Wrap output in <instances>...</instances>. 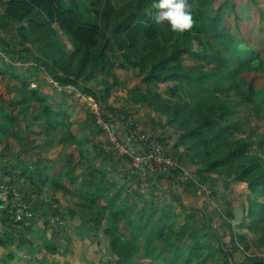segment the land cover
I'll list each match as a JSON object with an SVG mask.
<instances>
[{
	"label": "trees",
	"instance_id": "obj_1",
	"mask_svg": "<svg viewBox=\"0 0 264 264\" xmlns=\"http://www.w3.org/2000/svg\"><path fill=\"white\" fill-rule=\"evenodd\" d=\"M188 3L192 6L193 26L180 33L171 31L167 21L155 22L153 0H95L93 3L79 0L77 6L67 0H0V7L5 9L0 17V34H19L21 38L16 47L0 37L4 55L0 56V75L15 83L11 92L21 95L20 99L0 103V134L22 121H31L19 139L26 143V155L28 151H39L37 161L12 162L3 165L0 171L9 178V185L14 178L25 176L35 188L31 194L38 193L45 183L63 188L64 181L68 180L69 193L78 197V207L86 216L80 226L82 232L96 231L100 222L107 221L106 233L118 257L117 264H140L144 260L147 264H209L221 254L224 256L221 264H237V241L244 236L235 228L245 226L253 233L264 235V158L252 151L253 139L236 137L240 125L231 119L236 109L216 96L223 90H242L245 100L254 102L256 109L264 112V95L243 76L252 71L264 73V56L226 23V16L231 14L241 20L233 0L220 5L216 0H188ZM55 23L71 43V52L55 42L58 34ZM186 56L195 64L186 65ZM119 58L124 68L138 69L143 82L149 86L138 89L134 100L165 114L167 125L183 129L175 156L179 164L187 159L199 166L197 179L189 178L183 184L196 188L213 180L222 182L225 188L233 182L248 184L249 210L246 213L241 205L240 223L228 224L230 243L224 242L225 235L213 230L212 220L205 218L198 226L197 213L186 207L179 196L174 197L181 205V211L177 212L173 201L163 200L158 205L154 195L145 199L144 193L138 190L127 192V183L114 177L112 168L108 170L90 160L91 156L94 161L101 156L108 160L110 152L99 151V145L91 146L88 134L78 139L73 133V107L39 87H29L32 71L38 72L43 67L63 86L84 85L83 91L99 100L100 94L86 81L101 76L100 84L104 85L103 94L107 97L119 83L113 72ZM29 62H33L32 67L23 71L17 65ZM207 65L211 67L205 69ZM110 77L114 78L112 82ZM169 82L174 85L168 87V98L156 89L160 83ZM33 101L38 104L36 112L30 111ZM105 117L112 120L115 115ZM92 123L98 127L93 117ZM44 133L45 139L40 144L35 136ZM53 143L75 145L79 159L69 153L52 158L48 151ZM181 146L186 151L183 154L179 152ZM125 156L131 161L129 155ZM78 169H82L80 176L76 173ZM171 169L162 173L153 170L152 186H158V179L181 183L177 179L181 167ZM47 171L54 172L52 181L45 176ZM13 197L12 194L11 203L5 206L0 202V222L4 227L0 245L8 251L0 264H12L17 257V252L11 251L8 244L10 227L24 226L11 215ZM235 208L229 213L231 221H235ZM40 238L45 247L53 248L52 242L42 234ZM30 251L36 254L40 247ZM248 261L264 264V259L248 258Z\"/></svg>",
	"mask_w": 264,
	"mask_h": 264
},
{
	"label": "rangeland",
	"instance_id": "obj_2",
	"mask_svg": "<svg viewBox=\"0 0 264 264\" xmlns=\"http://www.w3.org/2000/svg\"><path fill=\"white\" fill-rule=\"evenodd\" d=\"M67 1L74 6L79 4V0ZM224 1L230 0H216V3L220 5ZM93 2L95 0H90V3ZM233 2L237 5V14L241 20H236L235 15L231 14L226 16V23L238 37L245 38L264 56V18L262 16L264 0H258L257 3L252 0H233ZM4 12L5 9L0 7V17ZM54 27L58 30V34L54 37L55 42L65 51L71 52L73 47L68 38L59 30L57 23ZM0 37L10 40L16 47L21 42L19 34L1 33ZM0 56L4 57L1 50ZM123 64L122 58L116 59L113 72L119 83L111 88L107 97L103 94L104 85L100 84L101 76L86 81L87 85L100 94L99 100L85 93L82 89L84 85L63 86L43 67L38 72L32 71L29 87L31 89L39 87L42 92L51 93L57 100L64 99L70 108L73 107L71 108L75 123L73 133L78 136V139L88 134L91 146L99 145V151L110 152L108 160L102 156L96 161L91 156L90 160L97 166L108 170L112 168V175L117 179H123V183H127V192L138 190L144 193L145 199L154 195L158 205L163 200L173 201L177 212L181 211V205L174 197L179 196L186 207L197 213L200 218L198 226L202 225L201 220L204 221L205 218L212 220L213 230L220 235H225L224 242L230 243L228 224L236 223L230 220L229 213L241 205L244 206L246 213L248 212L251 196L248 184L233 182L229 188H225L222 182L213 180L203 185L199 184L198 188L187 186L183 183L189 178L197 179L196 171L199 166L186 159L179 164L181 174L177 179H180L181 183L176 185L168 183L165 179H158V186H152V182L155 181L152 177L153 170L162 173L172 169L162 165L157 155H151L153 150L151 147L154 143H158L167 157L178 160L175 156L176 145L183 129L176 125H167L165 114L155 111L143 102L134 100L133 96L138 89L145 90L149 86L143 82V76L139 74L138 69L124 68ZM185 64L192 66L195 61L186 56ZM17 65L23 71L25 68H31L33 62ZM210 67L207 65L205 69ZM243 76L264 95L263 72H246ZM113 80V77L109 78L110 82ZM13 84L15 83L8 77L0 75L1 104L2 101L5 103L9 99L21 98L20 93L10 91ZM171 85L174 83H160L156 90L169 98L168 87ZM216 96L236 109L231 118L240 125L236 137L253 139L255 145L252 151L258 152L264 158L263 110H257L254 102L245 100V93L242 90H223ZM174 100L177 99L174 98ZM2 106L7 107L5 104ZM37 107V103L31 102L30 111L36 112ZM6 111L9 109L6 108ZM113 113L115 117L112 120L105 117L106 114ZM92 117L97 120L98 127L91 124ZM99 119L106 122V127L99 123ZM0 122H2L1 118ZM30 124L31 121H22L0 134V169L3 165H9L12 162L22 163L26 159L30 162L38 160L39 151L34 153L28 151L26 155V143L19 139L21 133L27 131ZM33 129L36 130L39 127ZM35 139L41 144L45 139V133L42 136H35ZM48 152L52 158H56L58 154L69 153L74 154L76 160L79 159L78 149L73 144L58 146V143H53L49 146ZM179 152L185 153V148L181 146ZM125 155H129L131 161ZM52 164L56 165L55 162ZM81 172L82 169H78L76 173L79 175ZM45 176L52 181L54 172L47 171ZM9 182V178L0 171V190L4 189L8 195L10 193V196L13 194V204L17 206H12L11 215L15 221L24 224V226L13 224L10 227V234L7 237L8 244L11 251L17 252V257L13 259L12 264H117L118 257L110 245L111 238L106 233L107 221L100 222V228L96 231L88 234L82 232L80 226L86 220V216L78 207V197H72L69 193L68 180H65L63 188L59 189L45 183L38 193L33 194L31 192L35 188L25 176L14 178L11 185L8 184ZM10 199L12 201V198ZM20 206H22V212L18 215L14 210ZM247 223H250L249 219ZM3 229L0 222V237H4L1 235ZM30 229L32 232L28 231ZM235 229L244 236V239L237 241L239 250L235 255L236 263H249L248 258L264 259V235L253 233L245 226ZM41 234L44 239L52 242V249L44 246V241L40 238ZM33 247H40V251L32 254L30 248ZM7 252V248L0 245V260ZM222 262H224L223 254L218 259L210 261L209 264H221ZM140 264H147V261H140Z\"/></svg>",
	"mask_w": 264,
	"mask_h": 264
},
{
	"label": "clouds",
	"instance_id": "obj_3",
	"mask_svg": "<svg viewBox=\"0 0 264 264\" xmlns=\"http://www.w3.org/2000/svg\"><path fill=\"white\" fill-rule=\"evenodd\" d=\"M153 8L155 22L167 21L173 32L183 33L193 26L192 6L188 0H153Z\"/></svg>",
	"mask_w": 264,
	"mask_h": 264
},
{
	"label": "built area",
	"instance_id": "obj_4",
	"mask_svg": "<svg viewBox=\"0 0 264 264\" xmlns=\"http://www.w3.org/2000/svg\"><path fill=\"white\" fill-rule=\"evenodd\" d=\"M99 123L106 127L105 126V121H103L102 119H99L98 120ZM119 140V139H118ZM120 141V140H119ZM121 142V141H120ZM152 142V141H151ZM115 143V142H114ZM120 146V145H119ZM152 152H151V155L154 156V155H157L159 158H160V161H161V164L166 166V167H177L179 166V162L178 160L176 159H173L171 157H167L165 155V152L164 150H162V147L158 144V143H154V145L151 147ZM0 202L1 204H3L4 206L11 203V199H10V193L8 195V192L5 191L4 189L0 190ZM13 207H17L15 204H12ZM21 209H22V206L18 207V209H15L14 212L17 213L18 215L21 214ZM18 211V212H17ZM19 218V217H18Z\"/></svg>",
	"mask_w": 264,
	"mask_h": 264
},
{
	"label": "water",
	"instance_id": "obj_5",
	"mask_svg": "<svg viewBox=\"0 0 264 264\" xmlns=\"http://www.w3.org/2000/svg\"><path fill=\"white\" fill-rule=\"evenodd\" d=\"M234 214H235V223H240L242 217H243V210L240 207H236L234 210Z\"/></svg>",
	"mask_w": 264,
	"mask_h": 264
},
{
	"label": "crops",
	"instance_id": "obj_6",
	"mask_svg": "<svg viewBox=\"0 0 264 264\" xmlns=\"http://www.w3.org/2000/svg\"><path fill=\"white\" fill-rule=\"evenodd\" d=\"M244 263V262H241V264ZM249 264V263H248Z\"/></svg>",
	"mask_w": 264,
	"mask_h": 264
}]
</instances>
